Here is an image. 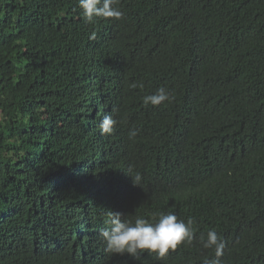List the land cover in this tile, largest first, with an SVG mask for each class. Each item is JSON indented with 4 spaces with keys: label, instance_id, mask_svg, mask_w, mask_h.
I'll return each mask as SVG.
<instances>
[{
    "label": "trees",
    "instance_id": "trees-1",
    "mask_svg": "<svg viewBox=\"0 0 264 264\" xmlns=\"http://www.w3.org/2000/svg\"><path fill=\"white\" fill-rule=\"evenodd\" d=\"M118 6L0 0V264H264V0ZM110 211L192 218V243L106 254Z\"/></svg>",
    "mask_w": 264,
    "mask_h": 264
},
{
    "label": "clouds",
    "instance_id": "clouds-1",
    "mask_svg": "<svg viewBox=\"0 0 264 264\" xmlns=\"http://www.w3.org/2000/svg\"><path fill=\"white\" fill-rule=\"evenodd\" d=\"M119 0H79V6L83 10V16L88 23H92L95 18L121 19L124 15L119 8ZM132 84V87H137ZM143 87V85H139ZM174 97L165 88L158 89L155 93L144 97L145 105H160L170 102ZM117 121L111 115H106L99 123L101 134L111 135ZM137 131H131L129 138L135 137ZM135 186H140L143 179L139 172L131 168L126 172ZM107 223L109 227L100 231L99 235L104 242V251L109 255L131 256L139 259L142 254L147 252L155 255L157 259H164L170 251H175L182 244H191L193 239V219L189 218L186 222L174 213H159L158 218L153 221L137 216L134 221L124 218V214L117 211L108 213ZM205 248L215 250L217 256L222 255L223 242L214 230L207 232L206 237H202Z\"/></svg>",
    "mask_w": 264,
    "mask_h": 264
}]
</instances>
